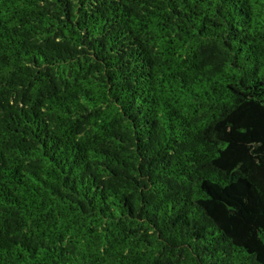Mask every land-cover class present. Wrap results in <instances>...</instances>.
<instances>
[{
  "label": "trees",
  "instance_id": "16d2710c",
  "mask_svg": "<svg viewBox=\"0 0 264 264\" xmlns=\"http://www.w3.org/2000/svg\"><path fill=\"white\" fill-rule=\"evenodd\" d=\"M0 264H264V0H0Z\"/></svg>",
  "mask_w": 264,
  "mask_h": 264
}]
</instances>
